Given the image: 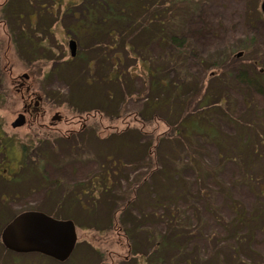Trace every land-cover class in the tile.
<instances>
[{"label":"rangeland","instance_id":"obj_1","mask_svg":"<svg viewBox=\"0 0 264 264\" xmlns=\"http://www.w3.org/2000/svg\"><path fill=\"white\" fill-rule=\"evenodd\" d=\"M12 1L0 0V264H145L149 255L159 264H264V233L254 228L264 229L263 0H200L179 51L155 38V24L102 22L96 0ZM28 97L37 113L14 129ZM194 122L218 139L199 148L182 128ZM115 172L123 191L108 204L91 180L111 187ZM144 181L176 204L177 221L170 207L167 217L156 211L148 188L136 192ZM199 191L207 200L191 194ZM29 211L77 222L69 261L5 249L6 224Z\"/></svg>","mask_w":264,"mask_h":264},{"label":"trees","instance_id":"obj_2","mask_svg":"<svg viewBox=\"0 0 264 264\" xmlns=\"http://www.w3.org/2000/svg\"><path fill=\"white\" fill-rule=\"evenodd\" d=\"M9 1H11V0H9ZM199 1L200 0H96V3L99 4L100 7H102L103 12L105 14L104 15L105 17L102 19V22L126 21V23L127 22L129 23L128 28L130 30H133V29L137 30L138 26L141 24H144V23L147 26H149L150 24H153V25L155 24L156 25V33L154 35L155 38H157L158 40H160V42H162L164 44L178 46L177 49L179 51L180 48H183V49L185 48L184 45H182L184 40L182 42L181 32L183 30V27L187 26L188 22L190 21L189 19L190 18L192 19L195 16V11H196L195 8L197 7V3H199ZM28 4L31 6V3H28ZM152 6H154L156 8L151 9ZM149 9L154 14L148 15L146 17V13L150 11ZM90 12H94V8H92V10H90ZM94 14L95 13H93V15ZM32 15H33L32 13H30V12L28 13V17H29V20L31 22H32ZM165 55H167V54H165ZM173 60L174 59L172 58L171 61H173ZM177 61H179V60H177ZM148 70H149V74L154 76L155 70H153V69H148ZM157 84H159V82ZM153 85H155V83ZM161 87L163 89H168V90L171 88L169 86V82H167V80L165 78H163V80L161 81ZM178 92H181L180 88L178 89ZM260 94H263V93L260 92ZM154 104L155 103H152L151 106H154ZM182 128L186 130L185 132H188V134H186L188 138H192L195 140V142L197 143L199 148L202 144V140L205 141L204 137L210 141H216L218 139L217 131H215V129L208 128L204 125L202 127L199 122L191 123V125L189 123H187L186 125L182 126ZM180 130H182V129H180ZM180 133L181 132L179 131L176 134H180ZM2 149L5 151V148H2ZM149 149L150 148H148L146 150L148 151ZM253 154L256 155L255 152H253ZM147 155L149 156V153H147ZM191 159H192V155L188 157L187 163L193 164V162L190 161ZM184 162L186 164L185 159H182V161H179V163H182L181 164L182 166H183ZM118 165L122 166V162H119ZM120 166L117 167L116 169L120 170L121 169ZM41 170H42V167H40V165H39L38 171H41ZM148 175H149V173H147V176ZM114 176L116 178L115 179L116 182L111 187H110L111 184H110V182H108L107 177H104L102 180L101 179L96 180L95 183H93V179L91 180L92 181L91 186L93 187L92 188L93 194H95V193L98 194V198L104 197L108 204H114L117 201V198L120 197L121 192L123 191V189H122L123 184L120 183L121 182L120 174L115 172ZM180 176H181V174L177 173L176 176H173V178L177 179ZM188 178H191V176L188 175ZM188 180L191 181V179H188ZM127 182H129V181H127ZM146 182L147 181H144L143 183L141 182L142 184L141 183L137 184V188H135L136 192L138 191V193H139L140 191L148 188ZM91 186L89 188H91ZM148 189H149L148 196H151L154 194L155 197H158L156 199V201H153L154 205H156V208H157L156 211L160 212L162 210L161 211V212H163L162 215L166 216V215H164V209H167L170 207V219L173 221H177L180 217V210L174 206L176 204L173 205V204H170V202H165V201L162 202L160 200L161 195L160 196L158 195V194H160V192L155 191L153 189V187L148 188ZM187 189L188 190L190 189V187L188 185H187ZM143 192H145V191H143ZM191 194H193L195 196V198H197L196 200H198V201L207 200V198H203L202 191H199L195 194L194 193H191ZM184 195L187 198H190L189 192H187ZM196 195H201V196L197 197ZM260 195H261V198H259V199H264V191H261ZM134 201H135V203L136 202L138 203L140 201L139 194H138L137 199L135 197L131 199V205L133 208H134V206H133ZM146 204H148V203L146 202ZM232 204H233V202H232ZM129 207H130V205L126 204V207H123L122 209H118L117 210L118 214L120 213L121 217H123L124 213L127 210H129L128 209ZM235 209H237V207H235ZM189 210H192V208H189ZM235 212H236L235 214L239 213L238 210H236ZM259 214H261V215L264 214V209L261 210ZM154 215H157V214L154 212ZM50 216L53 217V215H51V214H50ZM144 217L147 218L148 216L144 214ZM55 219L60 220L61 218L56 217ZM116 219H117V213L113 214L111 216L110 223L113 225L116 222ZM119 220H120V217H119ZM11 221L12 220H10V222ZM10 222H8V224ZM123 222H124V220L121 222L122 223L121 224L119 221L121 227L124 230ZM74 223L77 225V222L74 221ZM8 224H6V226ZM140 227H143V226H140ZM254 228H257V231L259 233H264L263 227L259 228L257 223H256ZM137 229H139V228H137ZM124 233L125 234L127 233L128 236L129 235L137 236V233L131 234V233H129V231H125V230H124ZM175 233H180V231L178 230ZM158 239H159V237L155 233L152 234L151 236L147 237L148 249L151 250L152 248H154V245L152 243H154V242L156 243L158 241ZM166 246H167V242L162 244V247L165 248ZM156 247H158V245H156ZM149 258H150V255H149L147 261L145 262V264H159V261L156 259L155 256L152 259H149Z\"/></svg>","mask_w":264,"mask_h":264},{"label":"water","instance_id":"obj_3","mask_svg":"<svg viewBox=\"0 0 264 264\" xmlns=\"http://www.w3.org/2000/svg\"><path fill=\"white\" fill-rule=\"evenodd\" d=\"M261 11L264 15V0ZM70 51L71 56L76 57L77 43L73 40ZM22 78L28 79L29 76ZM25 110L12 124L14 129L26 125ZM1 242L7 251L15 254H38L65 263L72 257L78 244L77 227L72 220H58L42 212L29 211L16 216L5 227Z\"/></svg>","mask_w":264,"mask_h":264},{"label":"flooded vegetation","instance_id":"obj_4","mask_svg":"<svg viewBox=\"0 0 264 264\" xmlns=\"http://www.w3.org/2000/svg\"><path fill=\"white\" fill-rule=\"evenodd\" d=\"M20 88L23 87V84L21 83V85L19 86ZM30 100V101H28ZM28 100H26V103H25V114H29V115H32V114H35L37 113V106H36V103L33 104V101L31 100V97H28Z\"/></svg>","mask_w":264,"mask_h":264}]
</instances>
